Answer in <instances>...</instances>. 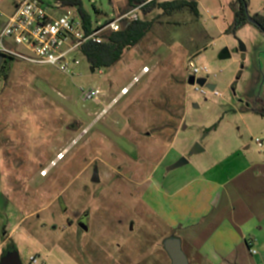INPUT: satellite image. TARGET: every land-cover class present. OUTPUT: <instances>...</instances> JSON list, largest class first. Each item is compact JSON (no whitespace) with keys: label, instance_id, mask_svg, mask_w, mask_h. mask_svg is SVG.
Returning <instances> with one entry per match:
<instances>
[{"label":"rangeland","instance_id":"1","mask_svg":"<svg viewBox=\"0 0 264 264\" xmlns=\"http://www.w3.org/2000/svg\"><path fill=\"white\" fill-rule=\"evenodd\" d=\"M82 2L95 25L131 10L127 0ZM241 4L200 0L198 18L157 10L145 38L116 64L92 71L78 55L73 77L4 59L0 260L16 251L22 264L34 254L49 264H171L163 242L179 233L165 217L167 197L202 172L229 176L264 155L255 142H264V117L252 111L264 104V33L250 23L230 29ZM246 6L251 17L264 15V0ZM13 9L14 0H0V26ZM52 9L59 16L65 8ZM224 49L230 54L221 59ZM190 62L209 68L220 96L193 90ZM81 88L103 94L86 102ZM181 158L186 165L169 169ZM235 185L249 200L257 192L245 180Z\"/></svg>","mask_w":264,"mask_h":264},{"label":"crops","instance_id":"2","mask_svg":"<svg viewBox=\"0 0 264 264\" xmlns=\"http://www.w3.org/2000/svg\"><path fill=\"white\" fill-rule=\"evenodd\" d=\"M261 157L264 155L245 159L229 176L202 172L167 197L165 217L179 233L172 237L181 238L189 261L264 264V158ZM242 180L255 186L257 192L250 200L236 188L235 183Z\"/></svg>","mask_w":264,"mask_h":264},{"label":"built area","instance_id":"3","mask_svg":"<svg viewBox=\"0 0 264 264\" xmlns=\"http://www.w3.org/2000/svg\"><path fill=\"white\" fill-rule=\"evenodd\" d=\"M154 0H146L144 4ZM140 7L133 8L119 14L114 19L98 23L93 30L86 34L83 30V21L75 8H65L59 16L55 11L41 0H14L13 12L7 16L5 24L0 26V57L10 56L23 59L29 63L40 65H52L60 71L73 77L74 66L80 64L79 49L86 43L101 44L106 41V36L111 32H118L128 22L139 20ZM14 47H20L19 52ZM149 72L144 67L141 75L135 76L128 87L122 89V95L129 92L130 88L137 84L142 75ZM190 76L196 80L210 76L208 67L195 62L189 63ZM102 74V71H100ZM193 90L200 94L220 96L216 90H210L206 86H200L197 82L192 85ZM83 101H95L102 91L98 88H81ZM258 147H263L264 142L256 139ZM66 150L59 152L50 165L41 170L40 175L46 176L48 170L65 158ZM255 253L254 250H252ZM28 264H49L39 254L31 255Z\"/></svg>","mask_w":264,"mask_h":264},{"label":"trees","instance_id":"4","mask_svg":"<svg viewBox=\"0 0 264 264\" xmlns=\"http://www.w3.org/2000/svg\"><path fill=\"white\" fill-rule=\"evenodd\" d=\"M145 1L146 0H127V4L131 9L140 7L139 20L124 24L118 32L109 33L106 36V41L101 44L86 43L81 46L78 55L85 57L91 68H94V71L112 67L124 57L126 50L140 43L152 28L153 21L156 18L152 19L151 16L155 11L160 10L163 13L172 14L181 12L182 10H189L196 18H198L200 14L198 3L200 0H154L144 4ZM240 1L242 3L240 9H234V20L230 28L231 30L242 28L248 23L253 24L248 20V16H246L245 13L246 0ZM41 2L49 6V3L45 2V0H41ZM56 3L58 8L72 7L77 10L83 21L84 33L88 34L93 30L95 26L94 20H92L90 14L84 8V2H82V0H56ZM51 7L57 8L54 5ZM252 19L259 24L260 27L258 28L264 33V15L257 13L252 16ZM3 57L4 59H13V57ZM252 111L264 117V104L262 107L254 108Z\"/></svg>","mask_w":264,"mask_h":264},{"label":"water","instance_id":"5","mask_svg":"<svg viewBox=\"0 0 264 264\" xmlns=\"http://www.w3.org/2000/svg\"><path fill=\"white\" fill-rule=\"evenodd\" d=\"M245 13H246V16H248L247 18L251 23H253L257 27H260L259 24L256 21H254L252 17L248 14L246 5H245ZM221 53H222L220 55L221 59L229 57V54H230L228 53L227 49H224ZM3 60H4V57H0V66ZM91 69L92 71H94L93 67ZM196 82L200 86H206L210 90H214L216 88V86L214 84L209 83L206 78H199L196 80L193 76L189 77L188 79L189 85H194ZM197 152L198 150L194 149L193 153H197ZM186 163H187V160L185 158H181L176 163H174L171 167H169V169L179 168L183 165H186ZM93 181L95 182L98 181L96 170L94 171ZM163 247L167 255L170 256L169 258L171 260V264H190L189 259L186 253H184V250L182 248L181 238L168 237L164 240ZM0 261H1L0 264H22L19 254L16 251H11L7 253L5 256L1 258Z\"/></svg>","mask_w":264,"mask_h":264}]
</instances>
